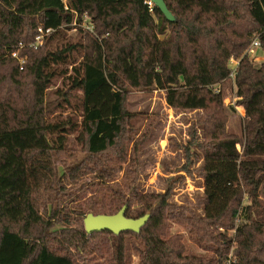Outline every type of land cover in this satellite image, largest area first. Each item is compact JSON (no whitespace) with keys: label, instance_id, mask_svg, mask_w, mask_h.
Here are the masks:
<instances>
[{"label":"trees","instance_id":"1","mask_svg":"<svg viewBox=\"0 0 264 264\" xmlns=\"http://www.w3.org/2000/svg\"><path fill=\"white\" fill-rule=\"evenodd\" d=\"M147 1L0 0V264H77L69 249L85 247L98 264H264V0H163L173 23ZM74 23L79 37L66 34ZM39 27L51 32L33 49ZM227 81L240 136L226 130ZM129 87L203 113L185 148L187 160L200 151L199 207L171 217L201 254L166 231L169 193L140 189L144 138L128 127ZM124 205L126 218L149 214L139 233L84 232L86 214Z\"/></svg>","mask_w":264,"mask_h":264},{"label":"rangeland","instance_id":"2","mask_svg":"<svg viewBox=\"0 0 264 264\" xmlns=\"http://www.w3.org/2000/svg\"><path fill=\"white\" fill-rule=\"evenodd\" d=\"M73 26L76 28L67 30L66 34L70 37H79L78 24L74 23ZM249 57L255 64L263 61L259 49H252ZM229 67H233V64H229ZM62 80L60 77L55 78L52 85L47 88L46 103H53L54 92L64 86ZM26 88H21V97L28 93ZM127 91L125 109L130 117L128 127L135 129L137 135L144 138L140 152L137 153L140 189L143 193H169V200L176 208H173L171 216L165 222L166 231L172 235H181L182 244L189 252L201 254V249L189 239L187 230L171 220V217L179 215L180 209L194 205L199 207L196 199L202 192L200 151L198 150L197 156H190L187 160L185 148L190 147L194 132L201 137L198 119L203 113L169 108L162 91L130 87ZM223 93V104L227 109L226 130L232 135L240 136L241 117L244 114L240 105L236 103L232 83L229 81L224 83ZM54 107L56 106L51 105V108ZM59 112V109H54L55 115ZM61 159H66L65 155H57V166H60ZM69 253L77 264H98L90 248H83L80 254L75 248H70ZM129 254L132 256L133 252ZM135 262L136 258L132 256V263Z\"/></svg>","mask_w":264,"mask_h":264},{"label":"water","instance_id":"3","mask_svg":"<svg viewBox=\"0 0 264 264\" xmlns=\"http://www.w3.org/2000/svg\"><path fill=\"white\" fill-rule=\"evenodd\" d=\"M151 3L160 11L165 19L173 23L174 16L169 12L163 0H150ZM126 205L113 215L98 214L93 215L88 213L82 220L83 230L86 234L95 232L107 231L113 235H118L122 232L139 233L149 218V214H145L140 218L132 219L125 217Z\"/></svg>","mask_w":264,"mask_h":264},{"label":"built area","instance_id":"4","mask_svg":"<svg viewBox=\"0 0 264 264\" xmlns=\"http://www.w3.org/2000/svg\"><path fill=\"white\" fill-rule=\"evenodd\" d=\"M146 5H147V7H148L149 9H151V7L153 6V4L151 3L150 0L146 2ZM82 27L85 28V29H87V30H89V31H92V26H91V24H89V21L87 20L86 17H84L83 20H82ZM50 32H51L50 29H46V30H44V29H42L41 27H39V28L37 29V33H36V36H35V38H34V41L29 45V47H31V48H33V49H36L37 47H39V46L42 44V41L44 40V38H45ZM258 48H259V42H258V40H254V41L251 43L250 47H249L248 54L250 53V51H251L252 49H256V50H258ZM11 56H12L13 58H17V54H16V52L11 53ZM19 62H20V64H22V63H23V59H19ZM229 64H230V65L233 64V67L230 68V67H229ZM236 65H237V61H236L235 59L231 58V59L229 60V62H228V68H229V70H230L229 78H231V79H233V77H234L235 70H236Z\"/></svg>","mask_w":264,"mask_h":264}]
</instances>
